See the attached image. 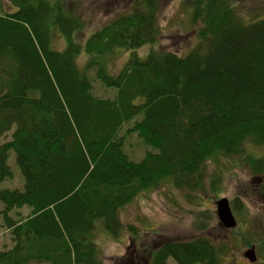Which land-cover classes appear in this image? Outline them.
<instances>
[{"label": "trees", "instance_id": "16d2710c", "mask_svg": "<svg viewBox=\"0 0 264 264\" xmlns=\"http://www.w3.org/2000/svg\"><path fill=\"white\" fill-rule=\"evenodd\" d=\"M187 5L200 26L180 55L153 49L162 0H135L81 39L79 0H0V183L14 177L12 150L24 178L22 189L0 187L14 240L0 264H102L94 230L120 235L119 210L141 192L167 181L204 191L208 162L264 145V7L245 19L235 0ZM122 48L131 54L112 73L108 60ZM95 81L112 95L96 94ZM128 123L148 147L140 160L125 150ZM245 160L264 173V156ZM22 207L30 212L14 218ZM220 250L198 236L149 257L221 264Z\"/></svg>", "mask_w": 264, "mask_h": 264}, {"label": "rangeland", "instance_id": "374dc122", "mask_svg": "<svg viewBox=\"0 0 264 264\" xmlns=\"http://www.w3.org/2000/svg\"><path fill=\"white\" fill-rule=\"evenodd\" d=\"M135 0H79L78 13L85 21V28L78 34L84 38L108 20L132 8ZM191 0H162L159 14L160 36L153 49L174 51L186 54L197 41L196 32L200 23H193L189 11ZM239 12L245 19H252L256 11L264 7V0H235ZM56 45H60L56 41ZM148 45L138 49L140 56H146ZM122 50V51H121ZM118 50L108 60V68L118 73L131 51ZM87 55L81 53L77 62L84 68ZM93 75V73H90ZM94 90L99 96L112 95L99 81L94 82ZM121 135H125V150L131 158L140 160L148 147L137 133L127 134L131 123L124 124ZM149 149H153L149 146ZM264 156V145L253 142L245 144V150L236 156H221L217 163L208 162L201 189L179 188L171 181L164 182L160 188L141 192L133 201L119 210L123 223L120 235L114 237L100 228L93 232L100 251L102 264H151L149 254L169 241H187L198 236H207L220 250L221 264H264V173H256L248 164L246 157ZM9 165L14 177L0 183L1 188L22 189L24 178L16 163V154L9 153ZM228 197L238 221L234 228L221 225L217 214V201ZM0 204V249H10L14 240L4 225ZM30 212L27 207L14 209V218ZM18 213L20 215H18ZM128 225H133L131 231ZM255 248L256 260L251 261L246 251ZM169 264H177L172 258ZM31 264H38L33 261ZM41 264H49L41 262Z\"/></svg>", "mask_w": 264, "mask_h": 264}, {"label": "water", "instance_id": "95a60500", "mask_svg": "<svg viewBox=\"0 0 264 264\" xmlns=\"http://www.w3.org/2000/svg\"><path fill=\"white\" fill-rule=\"evenodd\" d=\"M217 214L222 226L226 228H234L237 226L238 221L233 213L230 200L228 197H222L217 201ZM245 255L251 260H256L255 248L251 247L245 253Z\"/></svg>", "mask_w": 264, "mask_h": 264}]
</instances>
